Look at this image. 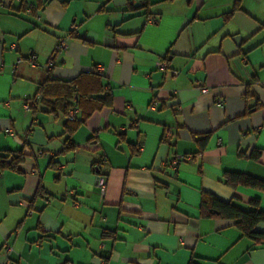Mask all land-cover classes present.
I'll list each match as a JSON object with an SVG mask.
<instances>
[{
  "label": "crops",
  "instance_id": "obj_1",
  "mask_svg": "<svg viewBox=\"0 0 264 264\" xmlns=\"http://www.w3.org/2000/svg\"><path fill=\"white\" fill-rule=\"evenodd\" d=\"M36 4L0 0V152L24 153L0 172V264H264V243L199 216L202 190L264 210V189L222 180L264 179V0ZM96 66L108 105L83 118L70 98L75 121L53 96L23 111L47 79Z\"/></svg>",
  "mask_w": 264,
  "mask_h": 264
},
{
  "label": "trees",
  "instance_id": "obj_2",
  "mask_svg": "<svg viewBox=\"0 0 264 264\" xmlns=\"http://www.w3.org/2000/svg\"><path fill=\"white\" fill-rule=\"evenodd\" d=\"M48 1L49 0H37L36 7L41 9ZM99 73L100 72L97 70L95 72L92 71L91 74L80 75L78 78L71 81H62L51 78L47 79L40 84L38 87V93L35 96H39V102L41 100L46 101L53 96L55 99L54 102L63 107V111L66 115L70 108L68 100L76 97L77 104L80 106L79 108L82 113L81 115L83 118H86L94 110H98L102 106L110 103V95L107 93L106 95H99L98 93L99 89H101ZM81 78H89L96 82L97 86L95 84V91L89 89L87 92H79L78 86ZM75 120L76 118L68 121ZM207 137L208 134L202 135L198 141L202 144ZM257 153L258 152L255 151L252 153V156H256ZM23 156L24 153L22 151L0 152V172L6 169H18L17 166L23 160ZM222 180L224 183L230 185H242L257 190L264 189V179L256 178L245 173L225 172ZM258 204V199L254 198L250 200L252 208L246 209L232 201L219 199L209 191L202 190L200 195L199 216L202 218L215 217L223 220H230L244 236L260 244L264 243V231L259 230L257 226L259 224H264V210H261ZM189 264H194L193 260H190Z\"/></svg>",
  "mask_w": 264,
  "mask_h": 264
},
{
  "label": "built area",
  "instance_id": "obj_3",
  "mask_svg": "<svg viewBox=\"0 0 264 264\" xmlns=\"http://www.w3.org/2000/svg\"><path fill=\"white\" fill-rule=\"evenodd\" d=\"M30 11V10H28ZM36 18L39 20V15L38 13H36ZM72 30L75 29V26L71 27ZM69 36H61L57 39L56 44H55V48H54V53H52L49 58H48V62H47V68H51L53 66V60L55 58V54L60 53L61 51L65 50L67 47V40H68ZM11 49H15L16 45L15 44H11L10 46ZM26 58L27 61L29 62V64L31 66H34L36 64L35 62V54L33 51H28L26 54ZM158 67L161 69H165L166 68V64L164 62H159L158 63ZM96 70L98 72H101V67L100 66H96ZM176 72H173V75H175ZM204 90V88L202 89ZM37 103H39V96H35L29 100H27L24 104H23V111L24 112H29L31 110L32 107H34ZM218 105L221 106L222 105V100H218ZM75 113L76 110L74 109H70L66 115V118L68 120H73L75 118ZM172 132L169 129H165L163 131V140L164 142H166L167 144H170L172 142ZM191 156L190 155H184V156H179L177 158H174L173 160H170L168 162H166L167 166L170 167L171 169H175L176 168V163L178 162V160H190ZM95 186L98 188L99 192L101 195H103L105 189H106V178L102 175H97L95 178ZM10 248L6 247V250L8 251ZM7 263V262H6Z\"/></svg>",
  "mask_w": 264,
  "mask_h": 264
},
{
  "label": "rangeland",
  "instance_id": "obj_4",
  "mask_svg": "<svg viewBox=\"0 0 264 264\" xmlns=\"http://www.w3.org/2000/svg\"><path fill=\"white\" fill-rule=\"evenodd\" d=\"M38 14H39V12H38ZM40 15V14H39Z\"/></svg>",
  "mask_w": 264,
  "mask_h": 264
}]
</instances>
